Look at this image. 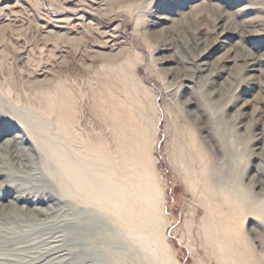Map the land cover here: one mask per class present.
<instances>
[{
    "label": "rangeland",
    "instance_id": "rangeland-1",
    "mask_svg": "<svg viewBox=\"0 0 264 264\" xmlns=\"http://www.w3.org/2000/svg\"><path fill=\"white\" fill-rule=\"evenodd\" d=\"M248 54L255 67L244 66ZM202 61L214 75L192 71ZM53 84L71 94L75 129L99 152L115 156L119 139L131 136L114 131V108L154 130L148 151L176 264H237L238 252L249 264L264 260V189L251 183L264 171V0H0L4 106ZM0 204L11 213L8 199ZM90 209L119 230L113 214ZM3 213L0 251L26 245L27 232L16 238L13 230L27 227ZM53 216L36 230L58 222ZM225 223L221 251L209 236L225 242Z\"/></svg>",
    "mask_w": 264,
    "mask_h": 264
},
{
    "label": "bare ground",
    "instance_id": "bare-ground-1",
    "mask_svg": "<svg viewBox=\"0 0 264 264\" xmlns=\"http://www.w3.org/2000/svg\"><path fill=\"white\" fill-rule=\"evenodd\" d=\"M209 48L203 49V59L211 53ZM195 64L194 72L208 70L203 61ZM244 66H256L254 55L245 57ZM211 75L214 72L208 70L207 76ZM21 93L4 106L6 100L1 97L5 94L0 89V141L9 135L0 147V200L8 199L11 213L6 214L2 204L0 211L5 212L6 223L17 220L27 227L13 230V235L19 238L26 231L28 241L0 251V264H176L164 236L167 223L162 217L161 191L148 151L154 130L150 133L147 127L133 126L114 108L108 114L114 131L131 136L120 138L115 156H111L103 147L99 152L80 137L68 91L53 84L35 90L32 97ZM108 157H113L108 169L90 165L93 158ZM259 174L251 183L263 190L264 171L259 170ZM22 180L31 185L23 186ZM38 204H49L44 207L48 210L43 211ZM91 205L113 214L119 230L112 231L101 215L91 211ZM49 212L58 222L49 223L40 233L34 223L44 225ZM261 213L253 216L262 219ZM227 227L225 223L221 229L226 233ZM55 229L59 235L50 234ZM30 232H34L32 237ZM209 238L223 251L230 235H224L225 242L216 234ZM236 255L237 264H249L240 252ZM223 261L228 264L226 258ZM257 264H264V260Z\"/></svg>",
    "mask_w": 264,
    "mask_h": 264
}]
</instances>
